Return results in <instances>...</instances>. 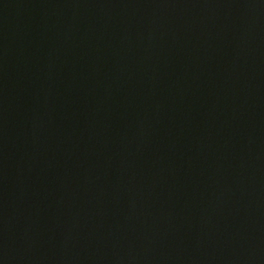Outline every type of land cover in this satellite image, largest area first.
Masks as SVG:
<instances>
[{
    "label": "water",
    "instance_id": "95a60500",
    "mask_svg": "<svg viewBox=\"0 0 264 264\" xmlns=\"http://www.w3.org/2000/svg\"><path fill=\"white\" fill-rule=\"evenodd\" d=\"M0 264H264V0H0Z\"/></svg>",
    "mask_w": 264,
    "mask_h": 264
}]
</instances>
